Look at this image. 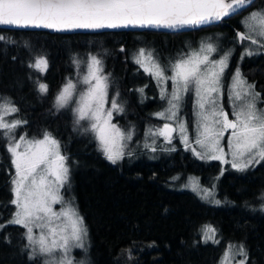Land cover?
Here are the masks:
<instances>
[{"label": "trees", "instance_id": "obj_1", "mask_svg": "<svg viewBox=\"0 0 264 264\" xmlns=\"http://www.w3.org/2000/svg\"><path fill=\"white\" fill-rule=\"evenodd\" d=\"M259 2L264 0L253 1L233 17H244ZM172 34L0 27L5 38L0 40V99L18 110L9 119L21 122L12 137L49 133L59 142L89 233L87 264H220L229 242L241 243L253 263L264 264V161L242 171L228 167L213 177L216 200L209 202L177 185L188 174L207 182L221 165L193 157L179 141L171 148L159 137L147 140V126L161 121L150 115L155 108L148 93L139 95L134 89L132 53L141 44L135 36L145 37L159 52H174L177 48L170 49L174 45L170 37L176 33ZM91 56L101 61L108 103L114 99L122 108L113 111L114 124L131 134L115 163L100 149L86 119L77 123L76 99L64 108L55 104L62 87L87 70ZM38 57L48 62L44 72L29 67ZM40 83L47 85V92L39 91ZM147 91L152 92L150 86ZM2 131L0 264H40L31 255L25 229L8 223L15 207L11 203L14 168ZM205 226L216 230L213 242H204Z\"/></svg>", "mask_w": 264, "mask_h": 264}, {"label": "snow or ice", "instance_id": "obj_2", "mask_svg": "<svg viewBox=\"0 0 264 264\" xmlns=\"http://www.w3.org/2000/svg\"><path fill=\"white\" fill-rule=\"evenodd\" d=\"M249 3L250 0H0V25L57 31L129 26L178 29L220 21L236 14ZM244 25L247 31L237 32V38L241 42L248 40L253 45L264 47V11L250 13L245 17ZM3 39L5 38L0 36V40ZM215 51L212 44H207L201 48L200 53L178 60L171 66L170 77L165 76V69L154 59L152 53H146L144 49H140L136 63L153 78L172 81L173 93L169 101L172 108L177 107L173 101L180 99L179 92H188L194 86L199 98L198 106L202 110L198 114L201 123L196 143L210 152L223 153L220 139L231 129L228 141L229 151L233 156L232 166L242 171L254 162L264 161V110L257 109L255 100L260 94L251 92L253 85L246 84L239 69L233 78L234 86L229 99L234 97L235 100H242L251 95L252 100H245L238 111L234 110V120L229 119L228 113L217 107L212 94L218 91L220 76L230 53H225L219 60H210L209 56ZM246 54L253 53L249 51ZM29 67L44 72L48 62L46 58L38 57ZM87 70L83 83L88 88L80 95L79 106L74 109L77 123L85 119L92 121L90 131L95 134L106 158L115 163L123 155L121 142L131 139V134L125 135L111 123L113 111H122L114 99L111 101V109L104 108L108 84L107 78L100 74L101 61L91 56ZM237 88L241 90L237 91ZM74 89L75 85L69 80L55 98L58 109L69 104ZM47 90L46 84H39L41 93ZM206 104H211L210 112L205 111ZM16 111L18 110L9 102L0 103V130H3L5 135L21 123L5 120V116ZM157 115L163 116V113ZM184 130L181 125V132ZM171 131L169 125L165 124L159 134L167 139ZM184 139L186 140V137ZM20 140L24 141L25 138L20 137ZM26 143L24 152L17 151L19 142L9 144L8 147L15 167V179L12 181L14 198L11 203L16 208L13 219L8 223L27 229L29 246H32L34 251L38 247L39 253L49 258L46 264H74L70 255L71 249L83 246L82 238L86 233L82 227V219L74 209L65 205L60 195V189L68 179L66 157L61 154L59 142L49 133H45L43 139ZM243 157H247L246 162H237ZM211 159H222V156L212 155ZM193 188L197 190L195 184ZM209 194L205 189L204 195ZM54 204L61 205L59 211L53 209ZM33 227L42 230L39 238L34 236ZM45 229L46 232L43 231ZM214 236L215 230L211 226H205V240H213ZM239 254L246 259L243 246ZM230 258L229 249L222 264H227ZM238 264H245V260H240Z\"/></svg>", "mask_w": 264, "mask_h": 264}, {"label": "rangeland", "instance_id": "obj_3", "mask_svg": "<svg viewBox=\"0 0 264 264\" xmlns=\"http://www.w3.org/2000/svg\"><path fill=\"white\" fill-rule=\"evenodd\" d=\"M247 16H248V14L244 16V19ZM245 31H247V29ZM135 41H137V42H139L141 44L137 46L136 53H132V58L134 59V63L133 64L136 67L134 69V75H132V78L133 79L134 78L138 79V77H142V78H144L146 80H149V77L151 75L149 73L145 72L144 68H142L140 66V64L136 63V58L138 56V53H139L140 49H144L146 51V53L147 52H151L153 57H154V59L156 61L158 60L159 62L162 59L159 55L163 54L164 52L160 51L157 54L156 51H154V44L152 42L146 43V38L141 36V35H136L135 36ZM91 47L93 48L92 45H91ZM87 71L88 70H86L83 74H81L80 78L73 77V78L70 79L72 81V83L75 85V89L73 90V98L76 99V104L74 106L75 109L79 106L78 105V101H79L80 95L82 93L86 92L87 88H88V86L83 83V77L85 75H87ZM167 77H170V75H168ZM222 77H223V75L221 74L220 83H221V81H223ZM233 86H234V82L232 81V83L227 88L228 91L231 93V95H232V91L231 90H232ZM151 87H152L153 93H155V86L151 85ZM160 89H161V95H162V98H163V102L162 103L164 105L159 109V111L157 110L158 112H155L156 114L154 113L153 117H156L158 119H162V121L160 123L163 122L165 124L171 125L173 127V129H174V136H175V138H177V141H179L181 144H183V146H186L188 148V150H190L188 145L191 146L190 148H194L195 146H198L199 152H202V151L204 152V154H205L204 158H211L212 155H220V156H222V159H215V160L221 166L222 165H227V167L233 168V166H232L233 156H232L231 152L229 151V141H228V138L231 135V129L226 131L224 133V136L220 139V147L223 148V150H224L223 153L210 152V151H208V149L202 148L199 144L196 143V140L199 138V131H200L199 124L201 123V117L198 114L202 110L198 106V99L199 98L196 95L194 86H192L191 90L188 91V92H184L183 90H181L179 92L180 99L178 101H173V103H175L177 105L176 108H178V110L181 111L183 114H192V117H194V120H193L194 122H192L190 125H188L185 121H182L180 119L177 120L175 118V116H174V111H175L176 108H172V105L169 103V101L172 99L173 88L171 89V88H165L164 86H161ZM236 90L240 91L241 89L237 88ZM220 92H221V88H218V91L212 94V98H214L215 101L218 98V96H220ZM252 93L254 94V93H257V92L252 88ZM139 97L142 98L143 96L141 95ZM107 99L108 98H106V101L104 103V108L106 110L107 109H111V102L108 103ZM165 99H166V101H165ZM245 100H252V96L250 98V95H249L247 97H244L242 100H235L234 97H233V99H230V109L232 111H234V110L238 111L239 107L244 103ZM3 102H5V101L0 99V103H3ZM216 102H218V101H216ZM152 104H153V106L156 109L160 105V102H158L157 99H156V101L152 102ZM255 104H256L257 109L264 110V99L261 98L260 96L258 98H256ZM218 108H222L223 109L221 104L218 105ZM211 110H212L211 104H206L205 105V111L206 112H210ZM157 113H163V116H158ZM150 115H152V111H151ZM10 117H11V114L5 116V120H7L8 122L16 121V119H12V118H11L12 120H10L9 119ZM113 117H114V114H113L112 120H111V123L114 124ZM86 121H87V123L89 124V127H90L92 121H90L88 119H86ZM159 125L149 124L147 126L146 131H145V135L147 136V140L148 141L149 140L155 141V139H157L158 137L160 138V136H162L164 139L161 138L162 140H160V141L166 143L165 136L159 134V130H161ZM181 125H183V128L185 129L183 133L181 132ZM189 126H191L190 128H193L191 133L188 131L189 130ZM118 128L121 129V131L125 135H127V131L124 128H122V127H118ZM11 132L8 133L7 135H5L3 133L6 136V138H7V140H6L7 147H9V144H13L14 142H19L20 147L17 149L18 152H24L25 151V149L27 148V143H26L27 141H35V140L43 139V136H44V134L39 136V137H29L27 135H18L17 137L13 138ZM190 134H192V135L190 136ZM20 137H24L25 140L21 141ZM51 137H53V136L51 135ZM185 137H186V140L184 139ZM126 140L127 139H125V140H123L121 142L123 144V147H124V144H126L125 143ZM145 142H146V140H145ZM148 145L149 146H154V144L150 143V142H148ZM172 146H173V144H168V147L172 148ZM60 151H61V149H60ZM61 154L66 157V154H64L62 151H61ZM10 155H11V161H12V159H13L12 154L10 153ZM246 160H247V157H243V158H240V160H238L237 162H241V161L246 162ZM261 162H263V161H260L259 163H261ZM65 163H66V166L68 167L67 161ZM259 163H255L254 162V163L248 165V167H246V168H249V167L252 168V167L256 166ZM12 166H13V164H12ZM13 168H14V173H13V175L11 177V191H12V187H13L12 181H13V179H15V167L13 166ZM246 168H244L243 170H245ZM68 169H69V167H68ZM213 177L214 176L208 177L207 182L203 183V180H198V181L197 180H193V179H191L190 177H188L186 175L185 179H183L181 181V183L178 184L177 186L179 187V189L180 188H184V189H188V190H194L193 185L195 184L197 186V190H194V191H196L198 193V195L202 198V200H206V201L210 202V201L216 200L215 187H214V183H213ZM205 189H207L208 192L210 193L207 196L204 195V190ZM12 194H13V192H12ZM60 195L62 196V198H63V200L65 202V205L70 207V208H72V209H74L76 214L78 215V217L80 219H82V221H83L82 227H83V229L85 230V233H86L83 236V238H82V245L83 246L82 247H74V248H72L71 252H70V255H71V257H72V259L74 261V264H87V259H88V254H89V251H88L89 250V242H90L89 233H88V230H87L86 223H85V221L83 219V216L81 215L80 210H79V206H78V203H77V197H76V194H75V187L71 183V181L69 180V172H68L67 182L60 189ZM13 198H14V195H13ZM52 207H53V209L55 211H59L60 208H61V205L60 204H54ZM15 211H16V208L14 207V210H13V212L11 214V217L9 218L8 222L11 219H13ZM57 223H59V222L57 221ZM43 231L46 232L47 230L45 229ZM25 232H26V240H27V229H25ZM33 234H34V236L36 238H39V236L42 234V230L40 228L33 227ZM214 238H215V236H214ZM214 238H213V240H207L206 241L205 238H204V231H203V240H204V242H213ZM27 243L29 244L28 240H27ZM241 246H243L241 243L240 244L230 243V242L227 243L226 247L223 249V253H222L221 260H220V264H222V262L224 261L225 253H226V251H229V249H230V257L231 258L227 261V264H238V262L240 260H242V259L245 260V264H255V263H253V261H251L248 258V254H247L245 246H243V250H244V253L246 254V259H245V256H241L239 254V250H240ZM30 248H31V255H33L34 257L39 258V260L41 261L40 264H46V261L49 258L44 256V255H42V254H40L39 251H38V247L36 248L35 251L33 250L32 246H30Z\"/></svg>", "mask_w": 264, "mask_h": 264}, {"label": "flooded vegetation", "instance_id": "obj_4", "mask_svg": "<svg viewBox=\"0 0 264 264\" xmlns=\"http://www.w3.org/2000/svg\"><path fill=\"white\" fill-rule=\"evenodd\" d=\"M253 7L247 11V14L249 16L252 12H261L264 11V2L254 3L252 5ZM238 13V12H237ZM235 15V14H234ZM245 25H244V17H231L223 18L217 23L203 26L191 31L186 32H174L176 33V36L170 37L171 43L173 42L174 45L170 47V49L176 47L177 50L174 52H171L169 49L168 51H165L163 54L159 55L162 59L158 63L165 69V76L172 75L171 72V66L176 63L178 60L188 58L189 56L193 55L194 53H200V50L203 46L207 44H212L216 51L213 52L210 56V60H219L222 56H224L225 53H230L227 59L226 67H224L222 72V80L219 84L218 88H221L220 96L216 99V105L218 107L219 104L223 107V111L228 113L229 119L234 120V111L230 109V99L231 93L228 91L229 85L234 82V77L236 75L237 69H239L241 78L246 82V84L253 85V89L260 94V97L264 99V83L262 81L260 82L259 77L264 81V47H261L259 44H251L250 41L245 40L241 42L237 38V32H243L245 31ZM155 33V31H152ZM157 32V31H156ZM166 34L173 35V32H163ZM179 33V34H177ZM182 33V34H181ZM186 33V34H183ZM169 35V36H170ZM154 51L158 54L159 51L154 47ZM252 52V55H247L246 52ZM203 55V53H201ZM243 57V58H242ZM204 67V66H202ZM136 67L134 66V69ZM217 71H219V68H217ZM134 72V70H133ZM144 78L138 77L134 79V89L136 92L140 94L148 93V98L153 99V102L157 101L160 102V105L152 110V116H154L155 112H158L159 109L164 105L163 98L161 95V86H164L165 88H173L172 81L170 79H164V80H158L156 78H153L151 75L149 77V80H146L144 83H142V80ZM144 81V80H143ZM150 81V82H148ZM147 85V86H146ZM151 85L155 86V93L153 91L149 93L147 89H152ZM142 90V91H141ZM252 92V89H251ZM153 94V95H151ZM251 98V95H250ZM166 101V99H165ZM155 108V107H154ZM158 110V111H157ZM156 114V113H155ZM174 116L178 120L185 121L188 125H190L192 122H194V117H192V114H183L181 111L178 110V108L174 111ZM196 116V115H195ZM156 118V117H155ZM158 119V118H156ZM162 121V119H158ZM179 120V121H180ZM165 123H160V128L162 129V126H164ZM168 125V124H167ZM169 127L172 129L170 136L165 140L168 144H173L174 141H177V138L174 136V129L171 125ZM189 126V132H192L193 128H190ZM192 134H190L191 136ZM160 138L164 139L162 136ZM165 143V142H162ZM189 149L186 146H183V149L186 153L191 154L193 157L197 159H203L206 160L209 163L216 162L215 159L211 158H204L205 154L204 152H199L198 146H195L194 148ZM199 153V155H197ZM228 169L227 165L221 166V169L214 173V177L217 178V176L222 175L224 172H226ZM236 171H240L236 168H234ZM188 177H190L193 180H201V177L197 176L196 174H188ZM208 179V177H207ZM203 182L206 183V181L203 180Z\"/></svg>", "mask_w": 264, "mask_h": 264}, {"label": "water", "instance_id": "obj_5", "mask_svg": "<svg viewBox=\"0 0 264 264\" xmlns=\"http://www.w3.org/2000/svg\"><path fill=\"white\" fill-rule=\"evenodd\" d=\"M253 1L255 0H250V3L248 5L245 6V8H247ZM244 8V9H245ZM242 9V10H244ZM240 10V11H242ZM238 11V12H240ZM234 15V14H233ZM232 15L228 16L231 17ZM225 17V18H228ZM219 21H213L211 23H206V24H202V25H194V26H188V27H184V28H178V29H168V28H157V27H133V26H129V27H120V28H103V29H71V30H62V31H57L54 29H48V28H35V27H18L15 25H0V27H4V28H13V29H19V28H26V29H46L49 31H55V32H60V33H86V32H102V31H111V30H135V31H143V30H151V31H157V32H186V31H191L203 26H207V25H211L214 23H217ZM164 128V126H162V129ZM171 134V133H170Z\"/></svg>", "mask_w": 264, "mask_h": 264}]
</instances>
